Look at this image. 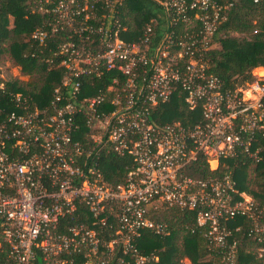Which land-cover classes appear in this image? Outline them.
<instances>
[{
	"label": "built area",
	"instance_id": "obj_1",
	"mask_svg": "<svg viewBox=\"0 0 264 264\" xmlns=\"http://www.w3.org/2000/svg\"><path fill=\"white\" fill-rule=\"evenodd\" d=\"M155 1L187 27L151 42L148 25L126 40L121 0H28L30 13L43 17L31 38L44 45L58 36L47 61L56 59L62 73L47 104L17 92L18 110L0 120V264H111L115 256L119 264H154L158 254L143 253L137 242L145 230L169 234L148 212L155 203L195 210V228L210 247L226 248L219 264L235 261L238 239L227 221L250 218L264 257V220L253 198L228 174L184 172L198 156L211 170L227 157L264 159V65L252 69V81L224 88L206 55L230 3ZM97 80L104 82L90 93ZM173 93L199 108V120L156 119ZM103 151L132 157L123 182L104 179Z\"/></svg>",
	"mask_w": 264,
	"mask_h": 264
},
{
	"label": "trees",
	"instance_id": "obj_2",
	"mask_svg": "<svg viewBox=\"0 0 264 264\" xmlns=\"http://www.w3.org/2000/svg\"><path fill=\"white\" fill-rule=\"evenodd\" d=\"M224 1L230 3L227 17L216 30L206 59L208 72L217 76L224 88L235 89L253 80L251 71L254 67L264 65V0ZM119 8V19L126 26L121 36L126 40H137L148 25L152 29L151 42L163 38L170 31L177 35L187 27L186 22L172 21L168 11L161 10L155 0H121ZM42 19L41 15L30 13L28 0H0V61L7 58L11 65L20 67L21 72L28 75L27 79L11 75L4 80V86L0 88V120L6 113L18 110L14 102L15 93L30 97L42 107L59 84L62 67L57 66L56 59L53 63L47 61L53 57L50 48L58 36L50 37L44 45L31 38L33 28ZM103 82L97 80L87 90L91 93ZM155 117L163 122L179 121L187 125L199 120L200 111L199 108L189 109L181 95L173 93L167 102L160 105ZM75 137L80 138V134ZM263 140L258 138L259 143ZM132 164L130 155L112 151H103L98 159L104 179L113 184L124 181ZM184 172L196 178L228 174L240 191L253 198L257 208L261 209L260 220H264V159L255 162L245 155L227 157L211 170L198 156L184 168ZM79 212L85 220L87 210L81 207ZM148 212L153 219L165 222L169 229L165 237L145 230L138 239L140 251L158 254L159 260L154 264H183L185 258L188 264H219L226 248L210 247L203 230L195 228V210L155 203L148 205ZM67 219L63 218L61 224ZM226 225L232 236L238 239L234 264H264V257H259L256 252L261 243L250 231L252 220L237 216L228 220ZM5 245L0 232V259L6 258ZM115 257L111 264H119Z\"/></svg>",
	"mask_w": 264,
	"mask_h": 264
},
{
	"label": "rangeland",
	"instance_id": "obj_3",
	"mask_svg": "<svg viewBox=\"0 0 264 264\" xmlns=\"http://www.w3.org/2000/svg\"><path fill=\"white\" fill-rule=\"evenodd\" d=\"M15 74H18L22 76L23 78H28V76L24 75V73L20 71V68H18V66H13L10 64L7 58H2V60L0 61V77L7 79L9 76L15 75ZM183 264H188L187 258L184 259Z\"/></svg>",
	"mask_w": 264,
	"mask_h": 264
},
{
	"label": "snow or ice",
	"instance_id": "obj_4",
	"mask_svg": "<svg viewBox=\"0 0 264 264\" xmlns=\"http://www.w3.org/2000/svg\"><path fill=\"white\" fill-rule=\"evenodd\" d=\"M261 75H264V73H262Z\"/></svg>",
	"mask_w": 264,
	"mask_h": 264
}]
</instances>
